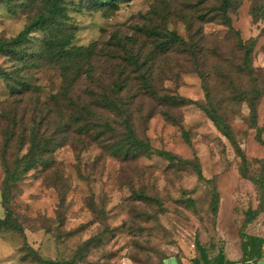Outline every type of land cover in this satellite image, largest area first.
Returning a JSON list of instances; mask_svg holds the SVG:
<instances>
[{
  "label": "rangeland",
  "instance_id": "1",
  "mask_svg": "<svg viewBox=\"0 0 264 264\" xmlns=\"http://www.w3.org/2000/svg\"><path fill=\"white\" fill-rule=\"evenodd\" d=\"M66 1L68 27L76 32V46L102 42L117 29L142 24L154 8L161 9L153 15L155 20L168 13L161 0H124L118 10L94 6L92 0ZM167 1L173 9L172 19L178 20L190 14L188 7L198 0ZM240 1L231 12L233 25L245 41H254L252 66L264 80V19L252 16L254 0ZM26 4L0 0V37L17 36L36 16L38 4ZM171 28L186 34L183 21ZM204 31L212 37L229 38L228 29L218 22L206 23ZM47 38L40 30L30 34L26 47L34 52L28 56L31 66H20L29 67L23 73L43 99L56 94L63 83L60 66L47 60L46 51L47 59L40 60ZM34 56L39 60L33 61ZM18 64L15 58L0 54V70L11 72ZM168 84L187 99L205 100L198 74H183ZM10 93L0 75V101L8 100ZM258 102L256 123L248 103L236 101L229 108L236 139L249 162L248 173L256 177L263 174L264 143L258 135L264 140V93ZM183 113L182 126L160 115L153 117L147 137L154 151L198 159L205 179L199 178L192 165L171 163L156 152L124 161L95 144L81 152L70 145L59 147L54 162L33 169L19 182L10 208L24 233L0 228V264H41L40 258L59 264H175V256L184 258L180 264H188L200 256L197 241L210 257L223 250L235 264H244L241 236L248 231L247 212L260 203L257 187L241 174V157L201 107L189 104ZM184 132L189 133V140ZM4 178L0 161L1 218L8 215L1 190ZM215 190L220 194L217 215L213 211ZM141 191L154 201L139 200Z\"/></svg>",
  "mask_w": 264,
  "mask_h": 264
},
{
  "label": "trees",
  "instance_id": "2",
  "mask_svg": "<svg viewBox=\"0 0 264 264\" xmlns=\"http://www.w3.org/2000/svg\"><path fill=\"white\" fill-rule=\"evenodd\" d=\"M7 1L37 3L39 11L17 36L0 37V54L19 62L11 72L0 70L11 91L8 100L0 101V161L5 174L1 190L8 210L5 218L0 217V228L24 233L10 208L18 194V184L33 169L54 162V153L65 145L81 152L95 144L124 161L156 152L171 163L192 165L199 178L205 179L198 159L191 161L169 151H154L147 137L148 124L157 115L182 126L183 108L189 104L199 105L232 143L242 160L241 174L257 187L260 203L258 208L247 212L245 229L264 213V160L263 174L249 175V162L238 144L229 115L233 102H246L256 123L258 100L264 93V80L252 66L255 43L245 41L233 25L231 12L240 6V0H198L188 7L191 13L178 20L172 19L170 1L161 0L167 14L155 20L153 15H159L161 9L154 8L142 24L128 30L117 29L106 40L88 46L73 43L76 32L68 27L70 6L66 0ZM123 1L92 0V3L118 10ZM251 12L255 20L264 19V0H254ZM177 21L186 24L185 35L171 28ZM209 22L225 26L229 38L208 35L204 26ZM36 30L48 36L40 60L47 59L46 51L47 60L62 70V87L48 99L33 91L32 83L23 73L29 67H20L31 66L28 56L34 52L27 50L26 43ZM32 60L39 59L34 56ZM32 64L39 66L36 62ZM189 73L201 78L205 100L187 99L169 87V82L175 83ZM184 136L189 140L188 132ZM258 140L264 143L261 133ZM138 198L154 201L145 191L138 193ZM219 204L220 194L215 190V215ZM196 248L200 256L190 259L191 264L236 263L223 250L210 257L201 242H196ZM241 251L244 264H257L264 258V237L243 231ZM40 263L59 264L41 258Z\"/></svg>",
  "mask_w": 264,
  "mask_h": 264
},
{
  "label": "crops",
  "instance_id": "3",
  "mask_svg": "<svg viewBox=\"0 0 264 264\" xmlns=\"http://www.w3.org/2000/svg\"><path fill=\"white\" fill-rule=\"evenodd\" d=\"M262 218H263V216L261 215L256 221L249 224V226L247 227V230H248L247 233L264 237V223L262 222V220H263ZM240 253L242 255V252H240ZM228 258L230 260H233L231 255H229ZM183 259L184 258H179V257L175 256L174 259L172 260V262H174L175 264H180V260L182 261ZM184 264H185V262H184ZM188 264H191V263H188ZM257 264H264V258L260 259Z\"/></svg>",
  "mask_w": 264,
  "mask_h": 264
}]
</instances>
